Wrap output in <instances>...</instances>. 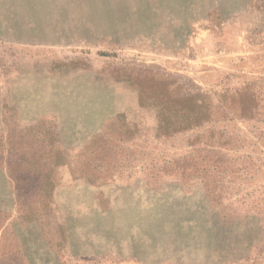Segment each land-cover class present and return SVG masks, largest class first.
<instances>
[{"label": "rangeland", "instance_id": "1", "mask_svg": "<svg viewBox=\"0 0 264 264\" xmlns=\"http://www.w3.org/2000/svg\"><path fill=\"white\" fill-rule=\"evenodd\" d=\"M0 264H264V0H0Z\"/></svg>", "mask_w": 264, "mask_h": 264}, {"label": "trees", "instance_id": "2", "mask_svg": "<svg viewBox=\"0 0 264 264\" xmlns=\"http://www.w3.org/2000/svg\"><path fill=\"white\" fill-rule=\"evenodd\" d=\"M239 100V103L237 102ZM148 100L151 105L158 108L159 128L166 136H172L203 127L219 118L227 119L233 114L234 106H238L239 118L244 120L254 119L256 97L242 88L231 97H224L217 111L210 98L204 94L187 97H178L170 92L168 85L163 86L161 93L149 95L142 92L141 104ZM234 117V115H233Z\"/></svg>", "mask_w": 264, "mask_h": 264}]
</instances>
